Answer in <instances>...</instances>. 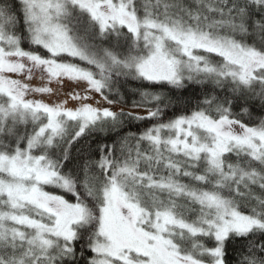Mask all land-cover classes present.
<instances>
[{"label":"snow or ice","instance_id":"6c2138e0","mask_svg":"<svg viewBox=\"0 0 264 264\" xmlns=\"http://www.w3.org/2000/svg\"><path fill=\"white\" fill-rule=\"evenodd\" d=\"M0 264H264V0H0Z\"/></svg>","mask_w":264,"mask_h":264},{"label":"trees","instance_id":"16d2710c","mask_svg":"<svg viewBox=\"0 0 264 264\" xmlns=\"http://www.w3.org/2000/svg\"><path fill=\"white\" fill-rule=\"evenodd\" d=\"M194 102V101H193Z\"/></svg>","mask_w":264,"mask_h":264}]
</instances>
